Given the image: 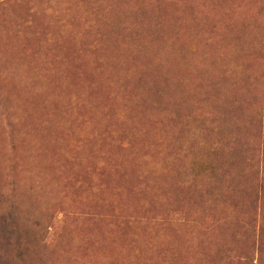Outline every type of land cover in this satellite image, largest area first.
Here are the masks:
<instances>
[{"label": "rangeland", "instance_id": "obj_1", "mask_svg": "<svg viewBox=\"0 0 264 264\" xmlns=\"http://www.w3.org/2000/svg\"><path fill=\"white\" fill-rule=\"evenodd\" d=\"M0 264H264V0H0Z\"/></svg>", "mask_w": 264, "mask_h": 264}]
</instances>
